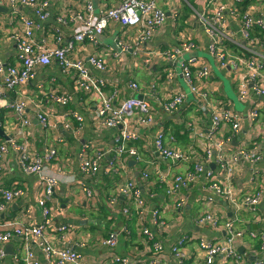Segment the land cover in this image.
Here are the masks:
<instances>
[{
    "label": "built area",
    "instance_id": "built-area-1",
    "mask_svg": "<svg viewBox=\"0 0 264 264\" xmlns=\"http://www.w3.org/2000/svg\"><path fill=\"white\" fill-rule=\"evenodd\" d=\"M159 1L116 0L112 4L104 3L96 7L94 0H64L60 10L55 13L52 0H0L1 7L19 16L18 8L20 7H28L33 11V16L22 15L20 20L23 25L12 32L11 37L16 44V61L7 63L0 59V99H4L3 96L6 93L13 94L9 107L14 111L18 122L15 134H10L7 141L0 142V172L1 161L9 149L13 148L20 153V169L28 174H38L42 187V194L36 199L41 211V219L36 224H27L25 220L27 214L31 213V208L23 210L17 221L0 223V264H5L6 251L3 245L14 237L24 241L23 245L31 264H40L32 249L34 244L51 264H85L84 258L77 251L52 246L49 241L51 239L47 235L48 229L55 232L52 227L54 215L57 214L58 209H53L49 205V200L60 178L57 174L50 173L46 166L55 160L58 149L53 145H47L42 150L31 147L29 138L32 134V120L27 113L31 100L22 91L24 85L36 78L40 67H47L56 62L62 73L73 71L76 74L75 89L83 95L92 97L94 112L92 118L98 122V125L117 129L112 153L107 152L106 147L92 142L85 145L79 166L83 174H97L102 162L110 156L106 165L109 173L118 174L122 167L132 161L138 166L142 177L147 182L150 181L151 167L158 171V165L145 161L144 153L140 150L142 148L136 144L129 145V142L143 143L139 131L153 127L157 109L151 104V99L159 102L162 112L174 115L189 103V94L193 97L190 102L199 104L202 111L210 112V122L207 129L197 126L198 119L187 122V127L194 132V136L205 140L204 156L203 160L196 162L186 175L176 174L168 185L166 196L175 212L184 208L183 190L190 189L202 174L205 175L211 190L231 200L237 197L236 190L227 189L221 185L219 176L213 169L205 173L207 165L213 163L222 173L226 171L230 174L239 160L251 163L264 161V147L257 139L255 143L252 142L249 147H242L230 157H227L228 152L225 149L233 133H238L242 129L243 118L255 131L256 138L264 137V125L261 124V111L264 107V34L255 33L259 28L264 32V0H256L259 4H251L245 12L240 5L244 0H200L198 7L187 3L188 7L186 6L185 10L188 14L185 19L179 20L178 26L182 28L181 21L190 20L191 30L179 29L178 36L174 35L176 44L164 50L148 48V43L158 29L166 23L168 17L167 11L159 4ZM165 1L176 23L180 16L178 3L182 0ZM70 8L75 10L70 12ZM190 13L191 18L188 19ZM53 21L61 27L68 28L70 32L66 34L57 30L54 35L48 24ZM110 25L118 26L121 31L116 39L121 52H127L132 48L131 53L134 62L136 61L135 67L150 70L157 62L154 58L160 59L162 66L159 76L164 83V96H160L157 85L151 83L147 85V93L143 96L134 95L118 102L117 92L108 91V83L102 75L110 66L107 55L94 53L85 58V55L76 54L78 47L85 43L97 46L98 37L104 34ZM199 25L205 37L203 44L197 37ZM133 29L138 31L136 39H132L130 35ZM203 49L207 50L220 70L229 73L232 84L236 86L238 99L247 105L244 116L229 106V98L221 94L222 85L213 83V69L209 62L199 55L196 56ZM185 54L189 55L187 59H184ZM112 57L118 58L119 54L114 53ZM174 64L178 65V70L173 67ZM178 78L183 80L188 91L179 86ZM127 86L133 93L140 94L145 88L131 78L127 80ZM48 95L52 101L62 106H68L73 100L68 92L62 90L51 89ZM36 117L44 129L50 124L55 127L59 124L52 123L49 113L42 109L37 110ZM84 121L85 116L82 113L70 110L66 116L63 115L60 124L64 130L71 129L79 134L83 129ZM228 132L230 134L226 135ZM170 140L174 138L169 137L163 127L155 129L153 145L161 159L167 162H182L190 159V154L175 148ZM90 149L93 154L87 152ZM165 182V176L157 177V183L160 186L165 185ZM79 186L88 200L94 199L95 190L89 183H79ZM23 193L17 187L3 190L0 197V213L4 212L7 203ZM263 194L264 186L255 193L244 195L243 203L255 210L261 203ZM120 195H125L129 200L133 199L137 209L138 223L142 224V233L147 237L145 242L150 240L153 242L154 249H163L159 242L153 240L151 230L145 226L147 218L143 209H146L144 207L146 200L141 197V191L131 181L120 182L115 187L114 193L107 198L108 208L111 207L114 210L118 206L124 214H128L129 206L117 204ZM149 215L152 223L163 224L160 220L161 210L155 209ZM197 222L201 227H216L218 217L212 209H207L197 216ZM225 229L223 238L208 239L199 236L196 239L197 252L203 262L214 264L220 259L221 264H264V261H246L239 254L235 240L238 239L243 243L245 232L235 229L231 221L226 224ZM249 236L258 238V235L254 233H249ZM58 238L65 239L66 235L61 231ZM97 239L109 249L115 248L118 243V235L113 232L107 237ZM260 240V248L264 250V232L260 234ZM187 242L186 237H181L170 246V254L174 258L173 264H185ZM127 257L113 255L103 264H134L131 257ZM151 261L160 264L156 259Z\"/></svg>",
    "mask_w": 264,
    "mask_h": 264
},
{
    "label": "crops",
    "instance_id": "crops-1",
    "mask_svg": "<svg viewBox=\"0 0 264 264\" xmlns=\"http://www.w3.org/2000/svg\"><path fill=\"white\" fill-rule=\"evenodd\" d=\"M63 1L52 0L53 12L56 13L57 10H60ZM115 1L94 0V3L96 7H100L104 3L112 4ZM199 2L200 0L179 1L180 8L178 9L180 10V16L175 23L174 15L171 13L166 1L160 0L159 4L167 11L168 17L166 23L158 29L148 43V48L164 50L175 45L177 40L174 38V35L178 36L179 29L187 28L191 30L192 27L190 20H186L185 22L182 20L181 24H183V27L180 28L178 26L179 20L181 18L185 19L188 14L185 6L188 7L187 3H190L198 7ZM256 4H259V1L252 0V5ZM18 10L20 16L10 11H0V59L7 63H13L17 59L16 44L11 35L17 27L23 25L20 17L22 15L33 16V11L28 7H20ZM74 10L75 8H70V12ZM258 14L260 15L259 12ZM190 18L191 13L188 19ZM48 24L51 27V33L54 35L57 33V30L66 34L70 32L68 28L58 25L56 21ZM176 24L177 27H175ZM120 32L118 26L110 25L105 33L98 37L99 42L97 46L92 43H85L78 47L76 54L85 55V58L94 53H104L107 55L110 66L102 75L108 83V91L117 92L118 102L134 95L138 97L143 96L147 93V85L149 86L151 83L157 85L156 88L160 96H164V83L159 76L162 66L159 61L160 59L154 58L157 62L153 64L150 70H142L135 67L136 61L134 62V57L131 53L132 48L130 47L131 49L127 52H121L118 40L116 41ZM130 35L132 39H136L138 31L133 29L130 31ZM197 37L203 44L205 37L202 34L200 25ZM133 45L134 42L132 41V47ZM114 53H118L119 57L113 59L112 55ZM199 55L211 65L213 69V83L222 85L221 94L229 98L225 92L224 82L215 72V66H217L215 60L213 59V65L212 60L210 61L212 57L206 49L199 51ZM173 67L178 70L177 64H174ZM219 71L229 77L227 71L220 69ZM130 78L139 82L142 88L145 87L142 94L133 93L128 88L127 80ZM75 79L76 74L73 71L66 74L62 73L59 65L54 62L47 67H40L36 78L22 87V91L31 100L27 109V113L32 120V134L29 138L31 147L36 150H42L47 145H53L58 149L55 160L46 166L50 173L57 174L60 178L49 200V205L53 209H58L57 214L54 215L52 227L55 232L51 229L47 230V235L51 239L49 241L52 246L77 251L84 258L85 264H103L105 260L113 255L121 257L129 256L127 258L131 257L130 259L133 260L134 264H155L152 263L151 259H156L160 264H173L174 258L170 254V246L177 242L179 238L186 237L188 242L185 248V264H206L199 257L196 239L199 236L208 239L223 238L226 233L225 226L231 221L235 229L245 232L243 243L238 239L235 240V246L239 254L246 261H264V250L260 248V234L264 232V194L261 203L255 210L243 203L244 195L255 193L259 188L264 186V161L251 163L239 160L234 165L230 174L226 171L222 173L215 164V166L212 165L213 163L207 165L205 173L213 169L215 174L219 176L221 185L227 189L236 190L238 192L237 197L231 200L225 195L211 190L206 177H204L205 175L202 174L190 189L183 190L185 198L184 208L179 212H175L173 206L170 204V200L166 196L168 185L176 174L186 175L196 162L203 160L204 156L203 146L205 140L195 137L194 132L187 127V122L198 119L199 123L197 126L203 129H207L210 122V112L202 111L199 104L190 102L193 97L189 94V103L174 115L162 112L159 102L151 99V104L157 109L156 120L152 128L149 127L139 131V136L143 139V143H136V146L138 145L139 148H142L140 150L144 153L145 161L153 162L159 167L158 171L151 167L150 181L147 182L142 177L138 166L132 161L127 166L122 167L118 174L109 173L106 165L108 164L107 161L111 158L110 156L102 162L101 169L97 174H83L79 166L81 153L85 150V145L92 142L95 145L106 147L107 152L111 151L110 153H112L115 146L114 135L117 133V129L98 125V122L92 118L94 114L91 102L92 97L83 95L75 89ZM178 82L182 89L188 91L182 79L178 78ZM51 89L68 92L73 98L71 104L62 106L52 101L48 95ZM3 98L0 99V118L7 138L0 137V142L7 141L6 139L10 138V134H15L18 124L14 111L9 107L13 94L6 93ZM229 101L231 108L243 116L246 114V103L239 100L243 109L238 110L234 101L230 98ZM38 109L47 111L52 123L59 124L56 127L50 124L47 128H42L36 117ZM70 110L79 111L85 116L83 129L79 134L71 129L64 130L60 124L63 115L66 116ZM261 124L264 125V107L261 111ZM74 125H77V123H74ZM159 127H163L169 134V137L172 136L174 138V140H170V143L175 148L191 155L190 159L182 162H167L161 159L153 145V134L155 129ZM229 134L230 132L226 135ZM255 140V131L251 129L248 122L243 118L242 129L238 133H233L229 144L225 147L228 152L227 157L238 152L242 147H249ZM259 140L264 147V137L261 136ZM87 152L93 154L92 149L87 150ZM19 155L18 151L10 148L1 161L0 197L3 190L14 189L15 187L21 189L24 193L14 197L12 201L5 205L4 212L0 213V223L17 221L23 210L31 208V213L27 214L25 220L27 224H36L41 219V211L36 203V199L42 194L41 178L38 174H28L20 169ZM160 175L166 177V182L164 183L165 185L160 186L161 191L158 192L156 201H154L153 198L156 193H149L148 190L154 187L157 183V177ZM128 181L133 182L137 186L142 193L141 197L145 198V196L151 195L153 204H149L145 199L147 204L145 206L146 209H143L147 218L145 226L151 230L154 237L153 240L159 242L163 249H154L153 242L150 240L146 243L145 239L139 236L138 225H135L134 232L129 229L125 221H123L124 218L119 216L121 209L118 206L114 209L116 212L111 213L110 218H108L107 214L105 216L102 215L103 207L108 209L106 204L107 198L114 193L117 184ZM83 182L89 183L94 188L96 194L94 199L88 200L86 198L85 193L79 186V183ZM125 197V195H120L117 204L123 202ZM133 206L135 207L134 204ZM156 208L162 211L160 220L163 224L152 223L150 221L149 214ZM207 209H212L213 213L217 215L218 224L216 227L199 226L197 216ZM137 223L138 219H136L135 224ZM61 231L66 235V238L62 240L58 238ZM109 231L118 235L117 246L113 249L103 246L97 239L98 237L109 236ZM249 233L258 235V238L249 236ZM145 238L147 239L146 236ZM23 242L18 237H14L3 245L6 251L5 264H31ZM9 245L11 253L7 252L9 251ZM32 249L35 252V258L40 264H51L37 245L34 244ZM214 264H221L220 259Z\"/></svg>",
    "mask_w": 264,
    "mask_h": 264
},
{
    "label": "trees",
    "instance_id": "trees-1",
    "mask_svg": "<svg viewBox=\"0 0 264 264\" xmlns=\"http://www.w3.org/2000/svg\"><path fill=\"white\" fill-rule=\"evenodd\" d=\"M252 4V0H244L240 5H241V9L245 12L246 10H247V8L250 6ZM257 28H259V27H257ZM259 29H261V28H259ZM259 29H256V31H255V33L256 34H258V33H260V34H264V32L263 31H261V30H259ZM260 138V137H259ZM256 139H258V137L256 138ZM259 140V139H258ZM136 143H139V142H133V141H130L129 142V145H135ZM161 189V187H160V184L159 183H156L155 185H154V187H151L149 190H148V192L149 193H153V194H155V196H154V198H153V200L154 201H156V198H157V195H158V192L159 191H161L160 190ZM144 198V197H143ZM144 199H146L148 202H149V204H153V201H152V197H151V195L149 194L148 196H145V198ZM149 199V200H148ZM133 199H131V200H129V199H127L126 197H125V200L123 201V202H121L120 204H129V207H130V212L128 213V214H124L123 213V211H122V209H121V207H119L120 209H121V212L119 213V216H122L123 218H124V220L123 221H125V224H127V226L129 227V229H131L133 232H134V229H135V223H136V219H137V209L133 206V201H132ZM151 200V201H150ZM134 202H135V200H134ZM147 204V203H146ZM144 207H145V205H144ZM105 210V211H104ZM156 210H157V208H156ZM116 212V210H113L111 207H109L108 209H106L105 207H103V213H102V215H108V218H110L111 217V213L113 214V213H115ZM109 213H110V215H109ZM108 220H110V219H108ZM110 233H111V231H109ZM14 235H15V231H13L12 232ZM258 242H260L259 240H258Z\"/></svg>",
    "mask_w": 264,
    "mask_h": 264
},
{
    "label": "rangeland",
    "instance_id": "rangeland-1",
    "mask_svg": "<svg viewBox=\"0 0 264 264\" xmlns=\"http://www.w3.org/2000/svg\"><path fill=\"white\" fill-rule=\"evenodd\" d=\"M183 1V0H182ZM186 7V6H185ZM188 55L185 54L184 57H187ZM213 60V58H211ZM214 63V61L212 62ZM215 68L217 69V66H215ZM216 74L219 75L220 79L224 82L225 84V89H226V93L228 94V97L234 101V103H236V105L238 107H236V109L238 110H242L243 107L241 106L240 104V101L238 99V94H237V89H236V86L234 84H232V81H231V78L226 76L223 72H220L219 71V68L217 69V71H215ZM135 225H138L139 227V236L142 237L143 239H145V236L144 234L142 233V224L140 223H137Z\"/></svg>",
    "mask_w": 264,
    "mask_h": 264
},
{
    "label": "water",
    "instance_id": "water-1",
    "mask_svg": "<svg viewBox=\"0 0 264 264\" xmlns=\"http://www.w3.org/2000/svg\"><path fill=\"white\" fill-rule=\"evenodd\" d=\"M1 10H5V11H7L5 8H3V7H1L0 6V11ZM199 54H197L196 56H198ZM200 56V55H199ZM189 57V55L187 56V57H184V59H187ZM212 59H210V61H211ZM183 61V60H182ZM211 62H213V60L211 61ZM213 65H214V63H212ZM215 71H217V69L215 68ZM235 105H236V103H235ZM236 107H238L237 105H236ZM0 137H3V138H7V135L5 134V132H4V130H3V128H2V122H1V118H0ZM9 138V137H8ZM212 165H214V164H212ZM215 166V165H214ZM8 248H9V251H7L8 253H11V247H10V245L8 246ZM47 264V263H46Z\"/></svg>",
    "mask_w": 264,
    "mask_h": 264
}]
</instances>
